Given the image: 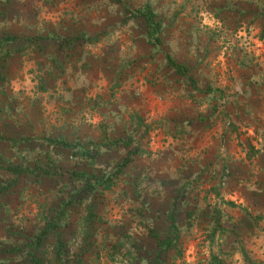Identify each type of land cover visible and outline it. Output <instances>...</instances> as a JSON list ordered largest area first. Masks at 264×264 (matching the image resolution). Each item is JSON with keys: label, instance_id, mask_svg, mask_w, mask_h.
Segmentation results:
<instances>
[{"label": "rangeland", "instance_id": "rangeland-1", "mask_svg": "<svg viewBox=\"0 0 264 264\" xmlns=\"http://www.w3.org/2000/svg\"><path fill=\"white\" fill-rule=\"evenodd\" d=\"M144 5L157 40L131 15ZM160 100L237 112L227 157L161 167L141 132L164 122L137 116L165 112ZM27 251L35 264H264V0H0V264H30Z\"/></svg>", "mask_w": 264, "mask_h": 264}, {"label": "crops", "instance_id": "crops-1", "mask_svg": "<svg viewBox=\"0 0 264 264\" xmlns=\"http://www.w3.org/2000/svg\"><path fill=\"white\" fill-rule=\"evenodd\" d=\"M5 36L16 37V40L9 41V43L21 42L22 40L16 34ZM50 45L54 47V53L58 51V47H55L53 43H50ZM163 88L167 89V86ZM124 98L126 103L129 102L130 99L127 96H124ZM155 102L157 103L158 101ZM161 102L164 101L160 100V105H162L165 112H158L159 110L157 109L155 112H144L143 115L137 114L140 121L144 124L156 119L164 122L162 125L163 129L155 130L154 133H150V127L146 129L147 125H144L145 130L141 132L142 135L147 136L146 144L149 145V149H152L153 152H158L157 157L161 167L164 165L168 167L170 163H173L175 167L183 168L184 166L181 163H184L190 168L193 167V171H195L208 165L213 160H223L227 157L226 149L228 146L226 144L229 142V132H227L225 127L231 114L237 112H167V104L163 106ZM114 103L112 104V110L114 114L118 113V115L121 112L116 111H123L128 105L116 103V101ZM97 109L98 112L105 110L102 101L100 107L97 106ZM141 116L145 120H142ZM120 129L119 135L123 136L121 135L124 132L123 125ZM119 130L117 131L119 132ZM155 134L157 135L155 136ZM141 147L143 148V146Z\"/></svg>", "mask_w": 264, "mask_h": 264}, {"label": "trees", "instance_id": "trees-1", "mask_svg": "<svg viewBox=\"0 0 264 264\" xmlns=\"http://www.w3.org/2000/svg\"><path fill=\"white\" fill-rule=\"evenodd\" d=\"M132 16H142L143 17V19L145 20V23L147 24V26L149 27V29H148V31H147V36L149 37V39L150 40H152V39H158L157 38V36H155L156 34L155 33H157L158 31H159V29H160V22L159 21H156L155 20V14H154V12L152 11V9H151V7L149 6V5H144V6H142V7H140V8H138V9H136V10H134L133 12H132V14H131ZM6 40H8V41H14V40H16V37L15 36H8V37H6ZM166 58H167V61H168V65L171 67V68H173V69H175V71L177 72V73H179V74H182L183 75V73L185 72V70H184V68L182 67V65H180V64H176V63H174V61L171 59V58H169V56H166ZM51 141H53V140H51ZM53 143H54V141H53ZM61 144H62V146L64 145V146H66V147H69L70 145L69 144H66L65 142H61ZM127 143H124V145H126ZM86 146L87 145H84L83 146V148H84V154L86 155L85 157L88 159V160H90L91 161V159L92 158H94V155H92L91 153H90V150L88 149V148H86ZM138 152V150H134V153L135 152ZM128 154H130V153H128ZM128 156L129 155H127L123 160H122V162H120V164L119 163H117V169H121V167H123L124 165H126L127 163H128ZM14 167V166H13ZM18 167V166H17ZM15 167V168H12V167H9V169H10V171H12V172H16V171H18V172H30L31 174H37L38 172H40V174H42L41 173V168L39 167V166H37V165H35L31 170L29 169V168H20V167ZM17 168V169H16ZM14 169V170H13ZM121 171V170H120ZM81 175L82 176H84V177H89V178H91V175H88V174H84V173H81ZM108 178L107 179H110L109 178V175L107 176ZM111 177V176H110ZM96 181V183H103V182H101L99 179H96L95 180ZM170 221L172 222L173 220L172 219H170ZM52 225H55L54 224V222H52ZM48 227V229H50V227L49 226H47ZM46 233H47V230H43V236H45L46 235ZM40 238L38 237L37 238V242H36V245L34 244V246H37V245H39L40 244ZM27 253H29V259L31 260V262H30V264H35V253L34 252H30V251H27ZM250 264H254V263H250Z\"/></svg>", "mask_w": 264, "mask_h": 264}]
</instances>
